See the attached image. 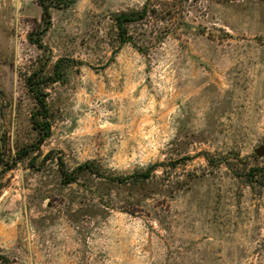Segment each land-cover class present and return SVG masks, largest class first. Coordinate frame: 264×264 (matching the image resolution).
<instances>
[{
    "label": "rangeland",
    "instance_id": "374dc122",
    "mask_svg": "<svg viewBox=\"0 0 264 264\" xmlns=\"http://www.w3.org/2000/svg\"><path fill=\"white\" fill-rule=\"evenodd\" d=\"M40 2L0 0V264H264V0H76L42 47ZM145 5L142 54L116 17ZM61 60L39 144L28 78Z\"/></svg>",
    "mask_w": 264,
    "mask_h": 264
},
{
    "label": "trees",
    "instance_id": "16d2710c",
    "mask_svg": "<svg viewBox=\"0 0 264 264\" xmlns=\"http://www.w3.org/2000/svg\"><path fill=\"white\" fill-rule=\"evenodd\" d=\"M47 1V2H44ZM76 0H41L39 3L42 8V18H43V28L41 29L39 33V38H30V41L39 47L43 46L41 36L44 35L49 28L52 25V18H51V8L54 6L58 7H65L68 8L71 5L75 3ZM155 14V15H154ZM154 18V21H151V19ZM167 19V17H164V14L162 12H158L154 8H149L148 5H145V7L142 10H133L128 13H123L121 15H118L116 17V24L119 30V39L121 41V44H131L133 47H135L140 53L145 54L144 49L142 47L138 46L134 42V38L128 35V27L138 24V26L141 29L140 38L144 39L145 41L148 39V34H153V23L155 25H159V23L164 22ZM150 28V29H149ZM162 30V29H160ZM165 29H163L164 31ZM161 31L160 33H162ZM164 34L166 32L164 31ZM163 34V35H164ZM162 37H160V40ZM62 65V60L59 61L55 66V75L53 78L49 77L48 79H45L41 74L34 73L28 78V84L29 89L32 92L36 103H37V110L35 114L33 115V125L35 129L38 131V134L40 135L39 138V144H42L47 138L50 137L51 134V124L49 122V109L46 102V96L42 89V86L44 84H47L50 81L57 82V76L59 73V69ZM36 75L39 76L36 77ZM61 172L63 175V180L66 184H72L76 182L77 177L85 174H90L96 177H103L104 175L101 172V169L98 165H96L94 162H86L83 165H80L77 167L74 171L70 172L65 169L64 165L61 167ZM156 167L155 165L151 166L147 171L144 172H136L130 176L122 177V176H110L108 179H110L113 182H117L120 184L126 183L127 181L134 180V181H148L153 172L155 171ZM251 182H255L260 185H264V167H255L252 168L247 174ZM263 182V183H262Z\"/></svg>",
    "mask_w": 264,
    "mask_h": 264
},
{
    "label": "water",
    "instance_id": "95a60500",
    "mask_svg": "<svg viewBox=\"0 0 264 264\" xmlns=\"http://www.w3.org/2000/svg\"><path fill=\"white\" fill-rule=\"evenodd\" d=\"M255 153L258 157H264V146H261L255 150Z\"/></svg>",
    "mask_w": 264,
    "mask_h": 264
}]
</instances>
